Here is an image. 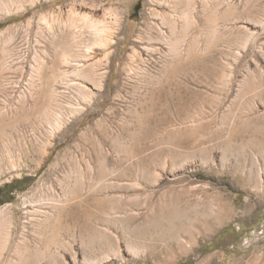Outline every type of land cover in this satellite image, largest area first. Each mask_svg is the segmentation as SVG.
Returning a JSON list of instances; mask_svg holds the SVG:
<instances>
[{
	"label": "rangeland",
	"instance_id": "1",
	"mask_svg": "<svg viewBox=\"0 0 264 264\" xmlns=\"http://www.w3.org/2000/svg\"><path fill=\"white\" fill-rule=\"evenodd\" d=\"M73 180L51 240L29 205ZM10 185L0 264H264V0H0Z\"/></svg>",
	"mask_w": 264,
	"mask_h": 264
},
{
	"label": "bare ground",
	"instance_id": "2",
	"mask_svg": "<svg viewBox=\"0 0 264 264\" xmlns=\"http://www.w3.org/2000/svg\"><path fill=\"white\" fill-rule=\"evenodd\" d=\"M182 18L184 19V21L187 22L188 18L186 16H183ZM89 21L91 27L96 30V25L94 21H92V19H89ZM192 23H194V19H192ZM115 25L117 29L120 27L121 25L120 17H117L115 19ZM77 27H76V22L74 21L71 23L69 30L73 31L75 28L77 29ZM99 31L100 29H98V32ZM74 34L75 33H72L71 37H73V39L75 40V38L77 37H75ZM76 42L78 41H75V43ZM85 63H87L86 65L89 67L88 61H86ZM102 81H103L102 77H100L97 80V84L95 86L98 88V90L102 89ZM91 96L92 95L90 94L89 99L91 98ZM88 102L90 101L88 100ZM90 189L91 186L89 182L86 181L83 184L75 180L70 182L66 186V188L59 187V190L54 189L52 186H48L45 190L46 192L43 194L42 193L39 194L38 198L36 200L34 199L31 205H29L32 211L27 212L29 215L28 222L32 223V225H37L39 223L48 225L47 228L49 231V235H47V237L50 236L52 240V238L55 237L56 233L65 229V227H67L69 224L78 226L81 222H85V214L82 207L88 204L89 200L92 199V195L89 194ZM39 190L41 189L39 188ZM85 192L87 193V196L84 195ZM2 212L0 211V222H1L0 223V254H1L0 257L5 252H7L8 249L7 244L9 240L13 238V229L11 225L10 224L4 225L3 222L1 221ZM1 240L4 241V243ZM26 242H27V238L25 235V229L23 227L22 232L18 237V240L15 242L14 250L16 254L18 253L19 255L21 249L24 248L23 244H25ZM20 259L18 258V256H16L13 264L19 262Z\"/></svg>",
	"mask_w": 264,
	"mask_h": 264
},
{
	"label": "trees",
	"instance_id": "3",
	"mask_svg": "<svg viewBox=\"0 0 264 264\" xmlns=\"http://www.w3.org/2000/svg\"><path fill=\"white\" fill-rule=\"evenodd\" d=\"M19 183L21 184L22 182L20 181ZM11 187L13 188V186L10 185V186H7V187H4L3 189H1L0 195H2V196L4 195L5 197L9 196L13 192V190H10Z\"/></svg>",
	"mask_w": 264,
	"mask_h": 264
}]
</instances>
